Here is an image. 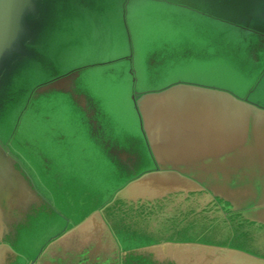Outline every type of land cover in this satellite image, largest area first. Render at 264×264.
<instances>
[{
  "label": "water",
  "instance_id": "water-1",
  "mask_svg": "<svg viewBox=\"0 0 264 264\" xmlns=\"http://www.w3.org/2000/svg\"><path fill=\"white\" fill-rule=\"evenodd\" d=\"M116 1L0 0V120L18 112L0 133V264H50L89 224L111 264H264V0H156L139 52ZM108 13L127 51L63 70L65 21L103 40ZM25 115L44 145L16 131Z\"/></svg>",
  "mask_w": 264,
  "mask_h": 264
},
{
  "label": "rangeland",
  "instance_id": "rangeland-1",
  "mask_svg": "<svg viewBox=\"0 0 264 264\" xmlns=\"http://www.w3.org/2000/svg\"><path fill=\"white\" fill-rule=\"evenodd\" d=\"M102 4L104 8L108 9V5L110 1H116V0H102ZM172 1V0H171ZM116 3L119 5V0L116 1ZM161 3V2H160ZM160 3H156V0L153 1L149 7L145 9H139V4H144L142 0H131L130 2V9L127 12L126 20L129 21V27L131 31L132 38L135 43V48L138 49L139 52L142 40L147 37L148 35L144 36L141 40V37L138 38L140 33H143L144 31V24L143 20L146 19L149 15L147 12L155 11L157 7L162 6L159 5ZM134 5V7H133ZM136 7V8H135ZM110 18L108 21H111L109 23H106L107 19ZM66 24L72 25L75 30L71 31L70 33L65 32L63 33V36L61 35L62 39H69L66 42V46L63 48L65 49L64 52L61 54V64L63 70L67 69L70 64H86L89 62H95L103 59H108L107 57H113L116 55L121 54L124 50L127 51L125 42L121 43V40L123 41V34L120 33V30H116V28L119 26L122 29L121 23L118 24V20L115 17V14H112L110 16V13H108L105 18L104 22L108 25L106 27V30H109L110 33L106 34L103 40H97L93 38L92 36V29L89 28L88 25H82L81 22L78 20L76 22L75 19H68L65 21ZM116 24L114 27H110ZM118 24V25H117ZM110 25V26H109ZM106 26V25H105ZM59 30V29H56ZM116 30V31H115ZM141 40V41H140ZM103 56H106L105 58H102ZM100 67L97 65L92 69L95 72L91 70H88V74H94L99 73ZM187 73L188 72H184ZM180 74V73H179ZM182 77L181 75H179ZM89 80V87L93 93H96L99 95V93L102 95V90L100 86L102 84L100 83V86L98 87L95 81ZM110 92V91H109ZM103 96V95H102ZM103 100H105V107L107 110L111 113V115L117 116L116 119L111 117V119L115 120L116 122H120L123 124H126L128 121V113L124 107H120L119 103H115L114 99L112 97H103ZM104 107V106H103ZM18 112L16 110H10V113L8 115H5L2 120H0V133L6 134L9 127H11V123L13 121L12 117L17 115ZM64 110L58 109L56 116L63 115ZM12 116V117H11ZM1 119V118H0ZM17 132L24 133L25 135L29 136H38L41 134V132H45L44 125L40 124L34 116L28 115V116H22L21 121L18 127H16ZM30 137V136H29ZM41 140L42 144L44 145V140L42 137H37ZM43 232L39 234V236H33V239L30 238V242L28 243L27 254L33 253L37 247L40 246V241L42 242V236ZM30 237V236H29Z\"/></svg>",
  "mask_w": 264,
  "mask_h": 264
},
{
  "label": "crops",
  "instance_id": "crops-1",
  "mask_svg": "<svg viewBox=\"0 0 264 264\" xmlns=\"http://www.w3.org/2000/svg\"><path fill=\"white\" fill-rule=\"evenodd\" d=\"M105 230L94 231L89 224L67 237L65 246H57L59 256L48 254L50 264H111L113 260V243L108 236L103 237ZM72 239V240H71ZM55 250V248H53Z\"/></svg>",
  "mask_w": 264,
  "mask_h": 264
}]
</instances>
